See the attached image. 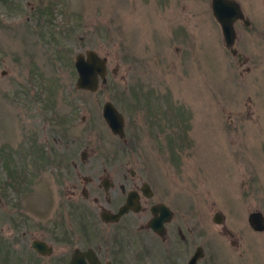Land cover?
I'll list each match as a JSON object with an SVG mask.
<instances>
[{
  "label": "rangeland",
  "instance_id": "obj_1",
  "mask_svg": "<svg viewBox=\"0 0 264 264\" xmlns=\"http://www.w3.org/2000/svg\"><path fill=\"white\" fill-rule=\"evenodd\" d=\"M209 3L0 0L1 235L21 212L35 219L61 209L67 177L53 164L80 163L85 149L94 165L151 164L179 196L193 192L210 213L221 209L242 236L236 248L225 241L220 264H264V229L247 220L254 210L264 215V43L240 44L255 57L237 59ZM254 5L264 14V0ZM87 48L107 57L97 91L75 88L74 56ZM106 100L133 117L132 150L104 120ZM161 100L176 111L164 113ZM31 142L53 160L40 171Z\"/></svg>",
  "mask_w": 264,
  "mask_h": 264
},
{
  "label": "flooded vegetation",
  "instance_id": "obj_2",
  "mask_svg": "<svg viewBox=\"0 0 264 264\" xmlns=\"http://www.w3.org/2000/svg\"><path fill=\"white\" fill-rule=\"evenodd\" d=\"M232 1L238 4L241 14L230 22L234 39L231 46L226 45L213 14L212 0L209 12L229 52L237 59L249 60L255 57L254 52L239 45L257 39L264 43V14L258 15L261 10L254 5L258 0ZM160 102L164 103V113L176 111L165 100ZM148 112L152 121L157 119V113ZM164 113L159 110L158 115L165 118ZM179 120L184 118L179 116ZM133 121V117L124 118L125 135L129 124L135 128ZM153 124L160 133L161 125L157 121ZM125 135L118 137L127 144V150H132L133 138L126 139ZM31 144L27 153L38 154L34 158L43 162L36 164L40 171L53 160L43 149L34 152L35 145ZM86 155L82 149L80 163L74 159L72 164H53L55 169L63 168V176L67 177L61 209L52 215L43 212L35 219L33 213L25 217L21 212L11 219V235L0 233V264H189L194 255V264H220L225 241L235 248L239 245L242 234L227 226L221 209L210 213L193 192L179 196L175 186L160 179L153 165L131 167L128 161L94 165L85 159ZM19 184L22 186L21 181ZM248 225L253 231L263 230Z\"/></svg>",
  "mask_w": 264,
  "mask_h": 264
},
{
  "label": "water",
  "instance_id": "obj_3",
  "mask_svg": "<svg viewBox=\"0 0 264 264\" xmlns=\"http://www.w3.org/2000/svg\"><path fill=\"white\" fill-rule=\"evenodd\" d=\"M237 5L232 0H212L213 14L221 25L227 46H231L234 40L230 22L234 16L241 14ZM74 66L77 73L75 88L95 91L106 82L107 57L100 55L95 49L87 48L84 51H78L74 56ZM102 116L113 133L119 136L125 135L124 117L112 101L106 100L103 103ZM248 222L256 230L264 229L263 213L260 210L251 211ZM196 256H193L189 264H194Z\"/></svg>",
  "mask_w": 264,
  "mask_h": 264
},
{
  "label": "trees",
  "instance_id": "obj_4",
  "mask_svg": "<svg viewBox=\"0 0 264 264\" xmlns=\"http://www.w3.org/2000/svg\"><path fill=\"white\" fill-rule=\"evenodd\" d=\"M37 11L39 12L38 14H41V15L43 14V10L41 8H39Z\"/></svg>",
  "mask_w": 264,
  "mask_h": 264
}]
</instances>
